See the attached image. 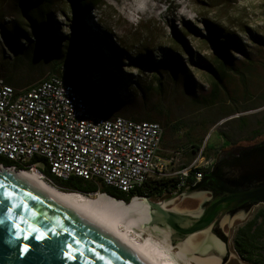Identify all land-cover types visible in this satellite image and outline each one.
Masks as SVG:
<instances>
[{"label":"rangeland","instance_id":"obj_1","mask_svg":"<svg viewBox=\"0 0 264 264\" xmlns=\"http://www.w3.org/2000/svg\"><path fill=\"white\" fill-rule=\"evenodd\" d=\"M30 1L0 0V79L13 67L8 31L15 26L26 29L32 40L21 39L25 50L40 41L35 28L27 25L25 8ZM99 1L101 6L86 14L84 28H92L105 42V49L99 46L104 57L100 63L68 59L69 37L79 26L67 0H55L46 23L55 34L51 57L64 62L66 78L95 110L101 106L126 117L155 115L165 129L161 148L168 156L197 143L206 147L207 158H215L231 140L249 143L264 132V0ZM205 21L219 26L232 63L209 41ZM175 34L186 40L190 52ZM94 51L91 58L100 60ZM149 57L155 65L146 61ZM41 58L35 68L42 64L46 72L35 84L51 72L50 63ZM207 64L224 75L221 86ZM24 68L18 70L23 73ZM113 70L121 77L117 87L102 80ZM214 89L218 98H213Z\"/></svg>","mask_w":264,"mask_h":264},{"label":"water","instance_id":"obj_2","mask_svg":"<svg viewBox=\"0 0 264 264\" xmlns=\"http://www.w3.org/2000/svg\"><path fill=\"white\" fill-rule=\"evenodd\" d=\"M102 194L127 206L136 201L144 220L129 223L180 264H254L236 249L234 237L264 208V135L220 150L203 178L171 193L129 201ZM25 244L29 252L23 254ZM0 264L150 263L46 186L2 165Z\"/></svg>","mask_w":264,"mask_h":264},{"label":"built area","instance_id":"obj_3","mask_svg":"<svg viewBox=\"0 0 264 264\" xmlns=\"http://www.w3.org/2000/svg\"><path fill=\"white\" fill-rule=\"evenodd\" d=\"M164 134L159 122L96 113L61 74L20 90L0 79V156L53 184L44 169L61 180L78 176L128 194L172 176L180 188L211 170L214 157L207 158L205 146L187 166L169 170L160 155Z\"/></svg>","mask_w":264,"mask_h":264},{"label":"trees","instance_id":"obj_4","mask_svg":"<svg viewBox=\"0 0 264 264\" xmlns=\"http://www.w3.org/2000/svg\"><path fill=\"white\" fill-rule=\"evenodd\" d=\"M54 2L55 0H32L28 2V6L25 8L27 25L29 27L35 28L36 32L40 36V41L37 44H34V46L30 44L31 47H28L27 50H25V46L23 45V43H21L22 38H26L28 41L32 40L30 38L29 33L24 27L20 28V26H15L12 31H8L7 39L10 47L13 50L14 59L12 61V69H10L9 72L4 75L3 80L7 84L17 89L28 88L34 85L36 81L43 77L46 71H44V69L42 70V64H40L41 66L38 69L35 68L37 61L43 59L41 57H44L45 60L50 63L49 70H51V72L49 74H61L69 84L74 86L71 80L69 78H66L67 68L64 66V62L58 58H52L50 55V50L54 46L53 39L55 37V34L53 31H51L50 26H47L46 23L52 18L50 10L53 7ZM67 2L70 6V10L73 17L79 26L73 31V34L69 37L68 59H75L84 62H90L94 60L100 63L101 60L104 59V57H102L101 55L102 50H99V46L100 49L101 47L105 49V42L101 37H99L97 33L92 31V28L86 26L85 29L84 25L86 14H90L91 12L99 8L101 6V2L99 0H67ZM204 24L207 29L209 41L219 51L218 53L224 58V60L226 62L229 61L227 63H232L233 56L230 54L229 50L224 47V40L219 38V26L208 21H205ZM175 36L178 38L180 44L182 46H185L188 52H190L186 40L182 39V37L178 34H175ZM232 40L238 50L243 51V48L239 44V42H237V40L233 37ZM91 44L95 45V49H97L96 52L94 51L95 49L91 50ZM93 51L96 53L95 55L100 58V60L91 58V54H93ZM146 61L154 64V62L151 61L150 57ZM170 61V64H172L174 71H176L177 65H175L173 63L174 61H172L171 59ZM17 63H21L23 64V66H18ZM221 65L223 66V69H225V64L223 62H221ZM20 67H25L23 73L18 70ZM207 68L213 74H215L216 77H218L217 83L219 85L222 84L224 75L219 74L220 70L217 68L214 69L210 64H207ZM99 69L101 70V68ZM102 69L104 70L103 66ZM35 72H39V74L37 76H34ZM106 74L109 75L106 76ZM106 74V78L102 80L105 81L106 79L107 85L117 87L121 79L119 72L117 70H113L110 72H106ZM74 88L82 96V94L75 86ZM86 89H92V85L87 83ZM213 93V98H218L219 91L217 89H214ZM83 99L85 100L84 97ZM93 110L96 113L107 118L119 116L117 114H113L107 109H103L101 106H98L97 110H95L94 108ZM128 118L136 121H159L158 118L155 117V115L150 113H147L146 115L141 117H137L134 113H129ZM200 147L201 145H198L196 143L195 151H197ZM34 160L37 161V158H35ZM0 165L11 167L14 165V163L9 159L0 156ZM43 171L48 175L52 176L54 178L55 184L65 191L78 192L86 195L96 192H100L97 195H101L102 192H107L111 195L125 199L127 201H129L135 195L162 196L166 193H171L178 189L179 182L177 176L153 180L150 183H147L143 189L136 190L128 194L116 187L107 186L98 181L87 180L78 176H73L69 180H61L55 178L48 169H44ZM194 182L195 179L193 178V176H190L188 179V183ZM234 243L236 249L239 251V253L244 259L254 264H264V208L260 209L251 220H249L246 224L242 225L237 230L236 235L234 237Z\"/></svg>","mask_w":264,"mask_h":264},{"label":"bare ground","instance_id":"obj_5","mask_svg":"<svg viewBox=\"0 0 264 264\" xmlns=\"http://www.w3.org/2000/svg\"><path fill=\"white\" fill-rule=\"evenodd\" d=\"M18 171V170H17ZM28 179L34 180L51 191L62 200L75 206L97 222L108 228L120 240L135 250L150 264H177L176 257L166 251L159 242L151 238L143 239L140 233L129 223L130 219L139 223L144 220V211L135 204L127 206L122 202H115L108 199L104 194L85 196L84 194L72 191H65L55 184L43 179L39 172L20 171Z\"/></svg>","mask_w":264,"mask_h":264},{"label":"crops","instance_id":"obj_6","mask_svg":"<svg viewBox=\"0 0 264 264\" xmlns=\"http://www.w3.org/2000/svg\"><path fill=\"white\" fill-rule=\"evenodd\" d=\"M195 144L185 145L182 146L178 152L174 154V156L165 155L162 152V148L160 151L161 157L166 160L170 161L168 163V169L171 171H177L185 166H187L195 156Z\"/></svg>","mask_w":264,"mask_h":264},{"label":"flooded vegetation","instance_id":"obj_7","mask_svg":"<svg viewBox=\"0 0 264 264\" xmlns=\"http://www.w3.org/2000/svg\"><path fill=\"white\" fill-rule=\"evenodd\" d=\"M263 135H264V132H263L262 134L256 136V137L252 138L251 140H249V143L259 140ZM228 138H229V137H228ZM229 139H230V138H229ZM237 143H239V142H238V141L233 142V141L231 140V143H230L229 146H227V147H222L220 150H222V149H226V148H229L231 145H233V144H237ZM220 150H217V151L215 152V157L217 156V154H218V152H219ZM214 162H215V158H214ZM213 164H214V163H213Z\"/></svg>","mask_w":264,"mask_h":264},{"label":"snow or ice","instance_id":"obj_8","mask_svg":"<svg viewBox=\"0 0 264 264\" xmlns=\"http://www.w3.org/2000/svg\"><path fill=\"white\" fill-rule=\"evenodd\" d=\"M16 227H18V226H16ZM17 238L19 239V232H17ZM25 238H27V237H25ZM38 238H42V237H38ZM28 252H29V246L27 244L22 245L21 253L26 254Z\"/></svg>","mask_w":264,"mask_h":264}]
</instances>
